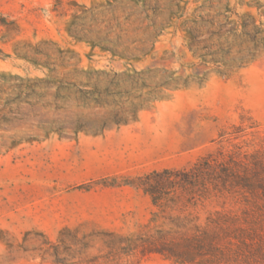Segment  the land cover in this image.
Instances as JSON below:
<instances>
[{
    "label": "rangeland",
    "instance_id": "rangeland-1",
    "mask_svg": "<svg viewBox=\"0 0 264 264\" xmlns=\"http://www.w3.org/2000/svg\"><path fill=\"white\" fill-rule=\"evenodd\" d=\"M236 145L264 146V0H0V264H172L139 180Z\"/></svg>",
    "mask_w": 264,
    "mask_h": 264
},
{
    "label": "trees",
    "instance_id": "trees-1",
    "mask_svg": "<svg viewBox=\"0 0 264 264\" xmlns=\"http://www.w3.org/2000/svg\"><path fill=\"white\" fill-rule=\"evenodd\" d=\"M137 185L150 198V219L174 228L141 240V255L157 254L172 264H264V146L219 149L188 168L153 172ZM168 198L178 202L177 215L167 216ZM210 202L220 210L206 211L197 223Z\"/></svg>",
    "mask_w": 264,
    "mask_h": 264
}]
</instances>
